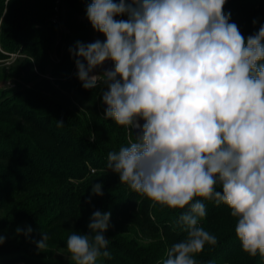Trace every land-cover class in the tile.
Masks as SVG:
<instances>
[{
    "label": "clouds",
    "instance_id": "9594fccd",
    "mask_svg": "<svg viewBox=\"0 0 264 264\" xmlns=\"http://www.w3.org/2000/svg\"><path fill=\"white\" fill-rule=\"evenodd\" d=\"M225 3L92 0L87 18L106 40L77 41L69 49L83 88L106 89L104 117L131 134L139 130L129 146L108 153L107 167L155 203L189 206L177 220L187 236L163 264H196L194 254L217 243L200 226L206 210L196 197L226 204L242 250L264 257V25L245 39L223 12ZM105 61L114 68L90 75ZM92 193L103 196L102 185ZM110 216L96 210L88 234L71 232L67 249L76 264L111 258L104 235ZM31 232L29 226L23 234ZM49 239L43 232L37 248Z\"/></svg>",
    "mask_w": 264,
    "mask_h": 264
},
{
    "label": "trees",
    "instance_id": "16d2710c",
    "mask_svg": "<svg viewBox=\"0 0 264 264\" xmlns=\"http://www.w3.org/2000/svg\"><path fill=\"white\" fill-rule=\"evenodd\" d=\"M63 2L80 14L92 0H0V59L12 53L25 56L16 74L22 85L10 90L17 95L0 94V236L6 238L0 264H76L55 254L68 252L72 231L89 233L96 210L111 212L104 233L111 240V258L99 257L97 264H163L169 249L187 236L177 220L189 206L155 203L121 183L119 174L107 167L109 152L134 142L133 130L131 134L104 117L106 89L83 88L72 74V55L63 54L50 79L34 72L35 66L42 68L40 56L55 39L52 19ZM223 12L231 13V23L245 39L264 25V0H226ZM76 24L66 31L80 33L83 24ZM57 121L64 125L58 127ZM95 184L102 185L103 196L92 193ZM216 188L221 190L219 184ZM196 200L206 210L200 226L217 238L215 245L206 243L194 254L196 264H264L259 253L251 256L242 250L235 234L237 218L226 204ZM29 226L32 232L25 236ZM43 232L50 239L39 250L36 242Z\"/></svg>",
    "mask_w": 264,
    "mask_h": 264
},
{
    "label": "rangeland",
    "instance_id": "374dc122",
    "mask_svg": "<svg viewBox=\"0 0 264 264\" xmlns=\"http://www.w3.org/2000/svg\"><path fill=\"white\" fill-rule=\"evenodd\" d=\"M56 16H58L57 19H55ZM56 16L52 19L56 25L54 28L55 39L52 41L50 47L49 41H47L49 49H45L46 52L44 51L40 56V65H42V68L38 69L36 66L34 67L35 73L39 72L42 74V77L47 79L51 78L50 75L54 68L61 64L62 57L64 56L63 54L71 55L69 49L73 47L77 41L87 44L94 42L97 39L101 42L106 40V37L103 34L93 29L87 18L86 12H80V14L73 13L63 2L61 8H58ZM76 22L83 24V28L79 29L81 32L79 31L80 33L77 32V34H72L70 31L67 32L66 29L69 30L71 27H78ZM229 22L231 23V21ZM80 34H82V37L79 36ZM24 58L25 56L20 53H12L9 54L7 58L0 59V94H4L5 96L17 95L14 94L15 92H12V94L10 90L18 86V84H21L20 80L16 78L18 77L16 74L19 72L21 62ZM43 61L44 64H42ZM33 63L35 64L34 60ZM113 68L114 65L111 61H105L102 66L95 68L90 75H99L104 71ZM72 74L75 77H78L76 65L72 68ZM98 87L102 89L103 85H98ZM55 255L58 259L65 262L71 259V254L69 252H57ZM15 264L25 263L18 262Z\"/></svg>",
    "mask_w": 264,
    "mask_h": 264
},
{
    "label": "water",
    "instance_id": "95a60500",
    "mask_svg": "<svg viewBox=\"0 0 264 264\" xmlns=\"http://www.w3.org/2000/svg\"><path fill=\"white\" fill-rule=\"evenodd\" d=\"M112 62V61H111ZM113 63V62H112ZM114 65V64H113ZM102 104H103V107H104V110H106V108H107V105L106 104H104L103 102H102ZM140 123H141V125L144 123V121L143 120H140ZM133 130V134H134V138H135V136H136V134H137V132L139 131L138 129H132Z\"/></svg>",
    "mask_w": 264,
    "mask_h": 264
}]
</instances>
